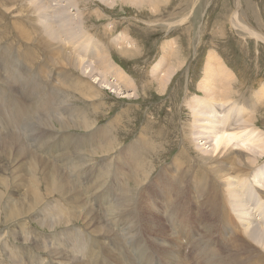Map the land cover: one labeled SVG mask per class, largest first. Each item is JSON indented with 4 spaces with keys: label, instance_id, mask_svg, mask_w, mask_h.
I'll return each mask as SVG.
<instances>
[{
    "label": "bare ground",
    "instance_id": "obj_1",
    "mask_svg": "<svg viewBox=\"0 0 264 264\" xmlns=\"http://www.w3.org/2000/svg\"><path fill=\"white\" fill-rule=\"evenodd\" d=\"M29 1L31 3L30 13L35 10L39 11V7L43 6L40 4V0ZM70 1L73 5V0ZM97 1L109 7L116 3L132 4L134 7L136 4L137 9L143 5H147V7L150 5L156 11L159 3L156 0ZM13 2H18L15 11L22 15V10L25 8L24 0H13ZM45 3L57 15L65 11L64 9L63 12H60L59 5H56L57 2L52 4L53 2L50 3L49 0ZM0 8L9 17H12L10 8H3L1 0ZM45 8L46 6L43 10ZM30 19L32 20V18ZM180 20L184 21L185 19L183 17ZM12 23L15 24L14 21ZM77 24H81L79 27H82V23ZM60 27L64 32L67 30L65 33L67 36L65 35L64 38H58L57 31ZM242 27L248 29L245 25ZM18 28L16 27L19 35L29 39L34 36L37 30L36 27H30L31 29H26V31L21 28L20 24ZM80 28H78L79 31L70 29L67 18L58 21V29L52 28L43 21L41 29L45 35L42 38L34 36L35 41H38L46 52L50 51L49 57L53 54H56L57 57L55 59L48 58L54 60L51 66V69L54 70L49 73L47 78L49 84L45 80V85H41L40 81L34 82L31 78L27 82L28 91L36 89L40 93L38 106L45 111L50 109L52 102H55L54 113L52 114L50 111V114L49 112L41 114L28 123V126L30 124L28 135L34 138L35 144L37 143L35 149L40 151L30 149L31 144L22 145L19 143L20 146L17 147L25 150L24 156L26 157L28 153L29 159L25 158V161L21 163V151L15 150L11 160L16 169L13 166L10 168L6 164L0 166L2 169L0 170V198L3 195L6 196L4 190L6 191L14 185L13 192L8 191V197L12 199L8 198L2 204L3 221L6 219V221L12 222L15 219L26 217L44 199L52 197L53 192L62 198L74 195L76 189L73 185L77 184L76 180L84 175L87 184L95 189L96 197L103 201L107 209L104 217L110 220L119 213L125 216L136 214V219L142 221V225H136L137 229L147 228L156 232L150 241L148 240L149 245L153 248L151 256L163 253L157 246L164 247L168 257L167 264H264V227L261 228L257 225L258 223L264 224V133L259 131L255 125L256 115L244 114V109L237 107L239 101H244V98H241L244 93L239 92V95L234 97L235 88L232 87L231 82L234 76L221 61L222 59L217 54L209 53L204 65V78L201 80L203 86L201 82L197 85L198 88L204 89L201 90L203 96L193 94L194 97H189V99L184 97L183 100L188 107L185 106L190 110L188 114H190L191 120L190 122L182 121L183 123L179 124L181 127L178 139L181 140L180 145L168 165L160 164L161 155H157L156 158L152 156L150 162L140 152L135 154L133 146H126L123 152L114 157L94 161L86 168L80 169L84 165V158H95L94 155L98 154V158L107 157L116 149L118 138L114 129L131 113V111L127 113L120 110L116 114L117 117L114 116L108 122L106 121L108 124L97 127L95 125L96 118L93 116L91 119L90 114L97 113L99 107L103 105V101L97 103L98 100H101L102 93L99 88L101 86L109 88L119 95L123 93L122 88L126 90L129 86L130 88L135 87L130 75L114 60L107 47L109 42L120 47L128 35L124 36L120 33L109 42L101 40L104 44L102 43L101 47L97 45L99 50L87 52L83 48L81 37L78 36L81 34L79 33ZM250 32L257 38L261 37L260 34L251 30ZM45 38L53 40L54 45L50 46ZM173 42L176 41L173 40ZM167 46V42L162 44L163 53ZM119 53L130 57L131 50L122 51L121 49ZM163 53L150 70V73L157 78L156 85L160 92L164 90L167 81L174 73V68L177 67V65H173V68L172 64H168L170 54ZM172 53L173 57L179 58L174 52ZM13 76L16 77L15 74ZM94 79L97 80L96 83ZM53 82V88L50 89V84ZM152 82L148 83L147 81L144 84L148 87L152 85ZM137 88L139 87L136 86L126 96L134 98L140 95L137 93ZM262 88L264 89V85ZM258 91L262 93V90ZM77 92L80 96H76ZM259 92L256 94L259 95L258 97H260ZM76 101H85L86 103L77 105ZM3 102L8 104L9 100L3 99ZM81 106H83L82 109H80ZM99 114L98 112L97 115ZM0 115H6L5 110H0ZM13 120L16 125L20 124V117ZM166 120L170 121V119ZM5 121L6 119L0 118V122ZM74 128L81 132L91 130V135L84 139L91 146L90 150L83 152L81 147L66 144V138L62 132L68 130L71 132V129ZM53 132H61V134L54 139L56 134ZM154 137L155 140L159 139L156 135ZM51 140L53 141L51 142ZM2 141L4 142L2 145H7L8 141L5 137ZM138 141L139 138L136 139V142ZM159 145L155 144L151 151L157 152ZM172 145L170 143L167 148ZM76 151L77 153H75ZM5 153L6 150L0 148V154ZM148 162L149 166L147 165L148 169H146L145 165ZM153 172L156 173L153 175ZM6 173L9 174V179H6V177L8 178ZM149 174L153 176H147ZM127 176H129L127 183L132 182L133 185H136V191L146 185L151 190V193L140 194L139 197H136L135 205L133 202L131 203L133 200H131L130 188L133 185L128 187L126 183L124 186ZM64 180H68V182ZM40 181L44 183L42 191L39 190ZM145 189L143 188L141 191L143 192ZM144 196L147 197L144 198ZM185 197H188L189 202L176 203ZM22 198L23 200L20 201ZM1 201L2 199L0 203ZM194 203L206 207L209 211L212 210L215 217L221 222L213 226L214 220L211 218V213L208 212L210 216L201 215L193 208ZM177 210L179 212L175 214ZM81 211L83 209L68 211L55 218L40 219L37 223L46 225L52 230L58 225L69 226L72 220L77 219H81L88 226H93L98 222L95 213L87 210ZM152 211L156 213L154 220L150 217ZM165 220L167 224L162 232L159 224ZM238 226L240 230L237 231ZM104 231L105 229L100 227L93 232L101 234ZM38 234L47 238L41 232ZM22 240L24 243L28 242L26 234H22ZM65 242L67 246H71L67 239ZM182 242L186 245V253L179 249ZM3 243L7 246L6 239L1 245ZM83 244V239L75 240L76 246L80 247ZM136 246L138 250H142L144 247L143 244L135 242ZM240 246L241 249H238ZM10 252L12 253L11 250ZM148 259L149 257L145 261L143 260V264H152Z\"/></svg>",
    "mask_w": 264,
    "mask_h": 264
},
{
    "label": "rangeland",
    "instance_id": "obj_2",
    "mask_svg": "<svg viewBox=\"0 0 264 264\" xmlns=\"http://www.w3.org/2000/svg\"><path fill=\"white\" fill-rule=\"evenodd\" d=\"M40 1L41 5L46 6L45 10H43V6H40L39 11L35 10L30 13L31 3L29 0H24L23 6L25 8L20 15L18 11H15L18 2L1 0L3 8H10L12 17H9L0 8V105L3 106H0V110H5L6 114L0 115L1 119H6L5 122H0V148L6 150L5 154H0V166L6 164L10 168L13 166L16 169L11 160L15 150L21 151V163L25 161V158L29 159L28 153L25 157V150L17 147L20 146L19 143L22 145L31 144L30 149L36 150L37 143L35 144L34 138L28 135L30 132L28 130L30 124L28 126V123L41 114L48 112L50 114V111L52 114L54 113L55 102H52L49 110H43L38 106L40 93L36 89L28 91L27 82L32 78L34 82L40 81L41 85H45V80L49 84L47 78L49 73L54 70L51 69L54 62L51 59H55L57 56L53 54L49 57L50 51H47V54L44 47L35 41V37L42 38L45 35L41 29L43 21L52 28L58 29V21H62L63 18L68 19V25L73 30L79 31L78 28L81 24L77 23H82L79 32L81 34L78 33V36L81 37L83 48L87 52L99 50L97 45L101 47L103 43L101 40L109 42L120 33L124 36L128 35L127 38H124L125 43L122 42L124 45L121 44L119 47V45L109 42L107 47L110 49L114 60L130 75L133 85L139 87L137 93H140L134 98L126 96L135 88L133 85L134 88H130V86L126 90L122 88L123 93L119 95L109 88L102 86L99 88L102 93L101 100H98L97 103L103 101L104 107L103 105L99 107V115H97L98 112L90 114L91 119L93 116L96 118L95 125L97 127L108 124L107 122L111 118L117 117L116 114L120 110L127 113L131 111L132 114L130 113L122 122L120 121V124L114 129L118 138L116 149L107 157L98 158V154L94 155L95 158H84V165L80 169L86 168L94 161L114 157L123 152L126 146H133L135 154L140 152L149 161L152 156L156 158L157 155H161L160 164L168 165L180 145L181 140H178L180 138V125L191 120V116L188 114L190 110L183 99L184 97L185 99L194 97L193 94L195 96L202 95L201 90L204 89L198 88L197 85L201 82L203 86L201 80L204 78V65L211 52V54H217L222 59L221 61L227 66L226 68L235 77H232L231 81L232 87L235 88L234 97H237L239 92L244 93L241 97L244 98V101L241 100L242 103L239 101L237 107L243 108L244 114L256 115L255 125L259 131L264 133V89L262 88L264 85V0H156L159 2L157 11L152 9L150 5L148 7L143 5L137 9L136 4L134 7L132 4L116 3L109 7L97 0H73V5H71L70 0H50V3L53 2L52 4L57 2L56 5H59L60 12L65 9L64 14L58 15L45 3L49 0ZM42 2L44 3L42 4ZM183 17L185 20H180ZM236 20L238 21L236 22ZM19 24L24 30L36 27L35 37H31L30 40L19 35L16 29ZM242 25L248 29L243 28ZM250 30L260 34L261 37L257 38ZM66 32L67 30L64 32L60 27L57 31L58 38H64ZM45 40L50 46L54 45L53 40L48 38ZM162 42L168 43L164 50V53L170 54L168 64L177 65V67L174 68L173 66L174 73L167 81L164 90L160 92L156 85L157 78L150 73V70L163 53ZM119 48L122 51L131 50L130 57L119 53ZM172 52L179 58L173 57ZM33 58L35 59L33 60ZM31 60L33 61L30 62ZM147 81L148 83L153 81L152 85L148 86L149 88L145 86ZM94 82L96 83L97 80L94 79ZM53 85L54 82L50 84V89L53 88ZM143 89L147 90L144 91ZM258 90H262V93ZM258 92L260 97L256 95ZM77 95L80 96L79 92L76 93ZM3 99H8L9 103L5 104ZM76 102L77 105L86 103L85 101ZM82 108L83 106L80 107V109ZM16 117H20L19 125H16L13 120ZM166 119H170V121ZM68 131L62 132L67 145L81 147L83 152L90 150L91 146L84 139L91 135V130L81 132L74 128L71 129V132ZM53 133L56 134L54 139L61 134V132ZM160 134H162L163 140L159 137ZM154 135L158 136L160 140H155ZM4 137L8 141L7 145H2L4 144L2 141ZM137 138H139L138 142H136ZM171 138L175 139L172 140ZM170 143L173 145L167 148ZM33 144L35 145L33 146ZM155 144L161 145H159L157 152H152L151 149ZM74 158L76 159V156ZM147 165L149 166V162L145 165L146 169H148ZM6 175L8 176L6 179H9V174L6 173ZM129 176L125 178L124 186H126ZM64 181L68 182V180ZM76 181L77 184L73 185L76 189L74 195L62 198L53 192L52 197L44 199L26 217L15 219L12 222L6 221V219L3 221L4 214L1 211L3 210L2 204L8 198L12 199L8 197V194L13 192L14 185L6 191L4 190L6 196L2 194L3 196L0 198V200L2 199L0 203V264H143V260L145 261L147 257L152 264H167L168 257L164 247L155 245L163 253L151 256L153 248L149 245L148 240L150 241V238L155 235L154 230L137 229L136 225H142V221L136 219V214L125 216L119 213L114 219H106L104 214L107 209L103 201L96 197L95 189L87 184L85 176H80ZM127 184L128 187L133 185L132 182ZM39 186V190L42 191L43 181L42 183L40 181ZM146 186L141 187L138 191L135 189L136 185L130 188L133 205L136 204L135 199L140 194L151 193V190ZM143 188L146 189L142 192ZM187 202L189 199L185 197L176 203L185 204ZM193 208L201 215L210 216L211 213V218L214 220L213 226L221 222L215 217L212 210L209 211L206 207L196 203L193 204ZM79 209L95 213L98 222L93 226H88L81 219H77L78 221L72 220L69 226L61 227L58 225L52 230L46 225L37 223L40 219L55 218L61 213ZM178 212L179 210L175 211V214ZM150 217L152 220L156 218L155 211L150 213ZM166 224V220L159 224L162 232ZM257 225L261 228L264 227L262 223ZM100 227H103L105 231L101 234H95L93 231ZM236 229L238 231L240 227L238 226ZM39 232L45 234L47 238L38 234ZM22 234H26L28 242H23ZM77 238L84 240V244L80 247L75 245ZM5 239L7 246L4 243L1 245ZM65 239L71 243L70 247L66 245ZM135 242L143 244V249L138 250L137 246L135 247ZM179 249L184 253L187 252L184 242L181 243ZM238 249H241V246Z\"/></svg>",
    "mask_w": 264,
    "mask_h": 264
}]
</instances>
